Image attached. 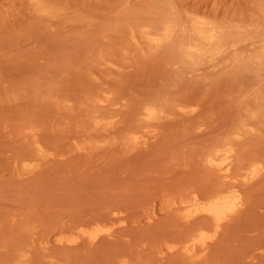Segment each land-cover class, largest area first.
Instances as JSON below:
<instances>
[{
    "label": "rangeland",
    "instance_id": "1",
    "mask_svg": "<svg viewBox=\"0 0 264 264\" xmlns=\"http://www.w3.org/2000/svg\"><path fill=\"white\" fill-rule=\"evenodd\" d=\"M0 264H264V0H0Z\"/></svg>",
    "mask_w": 264,
    "mask_h": 264
},
{
    "label": "bare ground",
    "instance_id": "2",
    "mask_svg": "<svg viewBox=\"0 0 264 264\" xmlns=\"http://www.w3.org/2000/svg\"><path fill=\"white\" fill-rule=\"evenodd\" d=\"M227 198L225 196H218L215 200L209 203L204 210L208 211L213 217L219 219L221 213L228 209Z\"/></svg>",
    "mask_w": 264,
    "mask_h": 264
}]
</instances>
